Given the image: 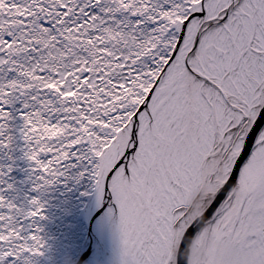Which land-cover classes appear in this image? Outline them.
Masks as SVG:
<instances>
[{
    "label": "snow or ice",
    "instance_id": "1",
    "mask_svg": "<svg viewBox=\"0 0 264 264\" xmlns=\"http://www.w3.org/2000/svg\"><path fill=\"white\" fill-rule=\"evenodd\" d=\"M17 121L0 264L44 255L69 175L111 255L68 264H264V0H0V151Z\"/></svg>",
    "mask_w": 264,
    "mask_h": 264
},
{
    "label": "rangeland",
    "instance_id": "2",
    "mask_svg": "<svg viewBox=\"0 0 264 264\" xmlns=\"http://www.w3.org/2000/svg\"><path fill=\"white\" fill-rule=\"evenodd\" d=\"M16 127L11 134L16 136L13 147L0 151V177L5 184L12 183L15 192L12 196H35L31 192L32 173L29 163L23 158L24 141L20 138ZM11 168V171L8 169ZM91 191L85 179L77 180L71 175L62 177L58 184L50 186L42 195L41 200L46 205L47 219L41 222L42 237L46 241L44 255L38 258L37 264H68V257H79L87 251L99 246L105 253L111 255V246L96 235L91 220L89 207L91 197L82 195Z\"/></svg>",
    "mask_w": 264,
    "mask_h": 264
},
{
    "label": "flooded vegetation",
    "instance_id": "3",
    "mask_svg": "<svg viewBox=\"0 0 264 264\" xmlns=\"http://www.w3.org/2000/svg\"><path fill=\"white\" fill-rule=\"evenodd\" d=\"M88 246H89V245H87V249H88V250H91V248H90V247H88Z\"/></svg>",
    "mask_w": 264,
    "mask_h": 264
},
{
    "label": "water",
    "instance_id": "4",
    "mask_svg": "<svg viewBox=\"0 0 264 264\" xmlns=\"http://www.w3.org/2000/svg\"><path fill=\"white\" fill-rule=\"evenodd\" d=\"M91 222H92V220H90V225H91Z\"/></svg>",
    "mask_w": 264,
    "mask_h": 264
}]
</instances>
